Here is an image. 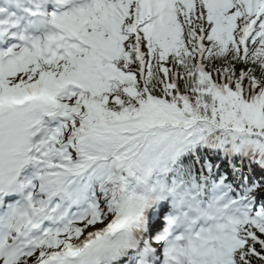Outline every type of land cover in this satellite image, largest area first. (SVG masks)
Masks as SVG:
<instances>
[{
	"label": "snow or ice",
	"instance_id": "snow-or-ice-1",
	"mask_svg": "<svg viewBox=\"0 0 264 264\" xmlns=\"http://www.w3.org/2000/svg\"><path fill=\"white\" fill-rule=\"evenodd\" d=\"M0 264H264V0H0Z\"/></svg>",
	"mask_w": 264,
	"mask_h": 264
}]
</instances>
